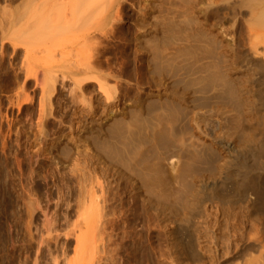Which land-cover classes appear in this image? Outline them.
Here are the masks:
<instances>
[{"label":"rangeland","instance_id":"374dc122","mask_svg":"<svg viewBox=\"0 0 264 264\" xmlns=\"http://www.w3.org/2000/svg\"><path fill=\"white\" fill-rule=\"evenodd\" d=\"M45 1L0 0V264L257 260L264 177L247 192L222 176L234 158L203 121L248 120L250 71L235 39L248 1L121 0L107 35L88 31L76 46L79 33L58 32L64 48L56 29L36 34L30 22Z\"/></svg>","mask_w":264,"mask_h":264},{"label":"bare ground","instance_id":"6f19581e","mask_svg":"<svg viewBox=\"0 0 264 264\" xmlns=\"http://www.w3.org/2000/svg\"><path fill=\"white\" fill-rule=\"evenodd\" d=\"M245 1L246 2L248 1V5L250 4L249 6L247 5L248 8H251L253 10L252 11L250 10L251 13L246 20V25H247L246 29L247 30L245 31V29H244L243 31H241L244 28V27H242L240 30L242 33L239 32L240 36H237L235 39H236L237 45L239 46V49H241L239 51V55H240V52L242 53L241 57L237 58V60L238 61L240 60L241 61L240 63L245 62L244 64L246 66L247 71L248 72L250 71V75H249L250 77L248 76V78L246 77L247 79L246 78L244 79L245 80L244 86H246V88H245L246 90L243 88L246 92L244 94L246 95V98H247V99H245V101L246 100L249 101L248 120H246L244 118L245 119L244 121H240V118L238 119V118H235L233 116H231V117L224 116L223 118H221V117L214 118V116H213L210 118L207 117V118H205L206 120H203V121H204L205 128L207 131L206 135H209L210 138L214 139L221 147H223L224 150H226L228 153H230V155L233 156V158H234V163L231 162V161H233V159H231V161L229 163L224 162L222 165H220L221 171H219V172H221L222 176L223 175L229 176V174L232 173L231 175H232V177H234L236 184L238 186H242V188H244L245 191L247 190V192H248V190L249 191L252 190V188L255 187V185H256V184H254L255 180H256L255 178L257 177V176H255L256 173L259 172L260 175L262 177H264V162H263L264 160L262 161L263 162L262 165L258 164L259 158L263 157L262 159H264V0H245ZM35 2H37V1H35ZM200 2H202V0ZM120 4H121V0H46L45 3H43L41 5L34 4V5L30 6L28 11H29L30 20H31L30 22H32L34 24V27H35L34 29H36L35 32L37 31V32H40L41 34L43 32V34L45 35L48 30H49L48 32H52V30L54 28V30L56 29V33L63 32V33H61V35L63 34L64 37H65V35H67V33H70V34L77 33V34H75L76 36L79 33L80 35L77 36L76 38H73L74 40L71 41V39H69L73 45L78 46L82 42L86 41V37H87L86 35H87L88 31L94 30L96 32L98 31V32L106 34L107 33L106 31H108L109 27L113 26V24H117L116 22L120 23L119 21L121 20L120 18L122 17L121 14H118L120 11L117 9L118 13H117V11L114 12V10H116L115 8L119 7ZM242 5L244 6L245 3H243ZM121 7H119V8H121ZM258 7H259V10H258ZM27 8H28V5H27ZM254 10H256V11L253 12ZM24 11L27 14V11L25 8H24ZM25 12L23 15H25ZM120 13H122V12H120ZM20 14H21V11H20L19 15ZM213 15H214V13H213ZM54 16H55L56 22H55V19H53ZM5 23H7V22H5ZM19 23H21V22H19ZM14 25H16V24H14ZM7 26H8V24H7ZM4 29H6V28H4ZM37 32H36V34H37ZM4 33H6V32H4ZM59 33H58V35H59L58 38H56L57 40L54 38V36L57 37V35L54 33H53L54 34L53 37L52 36H49V37L54 38V40H56L55 41V43H56L58 41V39L61 40V38L63 36L62 35L61 38H59L60 37ZM17 36H20V35H17ZM46 36H48V35H46ZM70 37H75V36L73 35ZM35 38H37V37H35ZM63 40H64V38H63ZM64 41H66V40H64ZM59 42L61 44H59ZM67 42H68V40H67ZM65 43L63 44V42L58 41V43L56 45H54V42H53V45L58 46V44H59V46L61 48L67 44V43L66 44ZM30 49H32V48L30 47ZM86 49L87 48L82 49V51L84 52V50H85L86 51L85 54L89 55L87 53L88 50H86ZM26 51L28 53L31 52L28 54L29 55L28 60H29V62L33 63L34 59H36L35 56H33L34 54H36V51H35V53L33 52L34 50L29 51L28 49H26ZM45 51H46V49H45ZM82 51L77 50L76 53H74V52L73 53H74V55L75 54L79 55V53L80 54L83 53ZM32 53H33V55L31 56ZM41 53H43V52H41ZM65 54H69V52L65 53ZM36 55H38V53ZM70 55H72V53ZM78 55H76V60H80V58H82V57H83L82 58L83 60H86V58H87V56H85L84 54H81V55H83L81 57H79ZM55 56H57V55H55ZM235 56H237V55H235ZM64 58H69V57L67 55H65ZM26 59H27V57H26ZM81 61L82 60L77 61V62L79 63ZM87 61H89L88 58H87ZM234 61H235V59H234ZM38 62H36V63L38 64ZM83 63H84V61H83ZM72 64L74 65V63H72ZM89 64H90V62H89ZM26 65H29L27 63V61H26ZM85 67H86L85 69H80V70H82V72L86 71V72H84L86 74H89L91 72V70L93 69V68H91L90 65H87ZM29 73H31V72H29ZM33 73H32V75H33ZM37 73H39V72L36 71V74ZM36 78H37V76H36ZM90 79L93 80L92 77ZM90 79H89V81H90ZM92 80H91V82H92ZM43 81H42V83L44 84ZM49 83L51 84V82H49ZM81 83H82V81H81ZM83 84H81V85H83ZM103 92H105L106 94L108 93L107 90L106 91L104 90ZM240 96L242 97V95H240ZM239 129H241L243 132H245V134L247 135L246 137L248 139L247 145L244 147V150L241 149V151L233 148L234 144L232 143V141H233L232 136L234 134L233 132L236 130L238 131ZM257 160H258V162H257ZM174 162L175 161H173V163ZM230 163L234 164L233 165L234 167H232V164L230 165ZM222 176H221V178H222ZM220 181H218V182L220 183ZM214 182H215V180H214ZM257 183H258V181H257ZM222 184H220V185L222 186ZM214 185H215V187H216V185L219 186L218 183L217 184L213 183V185H211V186H214ZM231 185H233V184H231ZM208 186H210V185H208ZM223 186H224V184H223ZM229 186H230V184H229ZM256 187H257V185H256ZM218 188H215V189H218ZM221 188H220V190H221ZM254 192H256V191H254ZM216 193L214 192V194L216 196L218 194H221V193H218V191ZM242 193H243V191H242ZM245 195H247V194H245ZM218 197H220V196H218ZM257 198H258L257 202L261 201L260 203H262L264 201V190L262 188L260 189ZM251 202H253V201L251 200ZM262 205H264V203ZM257 210H258V208H257ZM193 218L196 219L194 216H193ZM257 230H259V229H257ZM259 233L257 234V236L255 235L256 237L254 236L255 238L252 237L251 240L249 239L250 240L249 245H252V246H254L253 248H257L260 250V251L256 250V251L260 252L259 258H257V260L255 258V260H253V259H251L252 258V256L250 255L251 253H249L251 258L250 259L248 258L249 260L247 259L246 264H264V236H261ZM79 237L77 238L78 239L77 241H79L81 239ZM236 252L237 251L234 252L235 255H236ZM237 254H238V252H237ZM237 260H239V259H237ZM245 260H244V262H245ZM241 262L239 261L238 264H240Z\"/></svg>","mask_w":264,"mask_h":264}]
</instances>
